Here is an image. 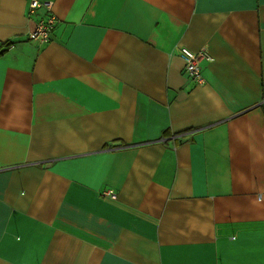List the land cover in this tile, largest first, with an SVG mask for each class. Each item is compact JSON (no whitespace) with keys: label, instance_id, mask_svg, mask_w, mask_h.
<instances>
[{"label":"crops","instance_id":"crops-1","mask_svg":"<svg viewBox=\"0 0 264 264\" xmlns=\"http://www.w3.org/2000/svg\"><path fill=\"white\" fill-rule=\"evenodd\" d=\"M45 1L0 0V264H264V0Z\"/></svg>","mask_w":264,"mask_h":264},{"label":"built area","instance_id":"built-area-1","mask_svg":"<svg viewBox=\"0 0 264 264\" xmlns=\"http://www.w3.org/2000/svg\"><path fill=\"white\" fill-rule=\"evenodd\" d=\"M52 3L45 0H28V11L35 13L37 9L44 7L47 11L46 17L41 20L34 30L28 32V38L36 41L37 43H43L48 40L49 34L53 30L56 24V18L51 14ZM180 57L184 61V72L186 75L198 85L204 83V78L201 73V62L212 61V56L209 54L206 48H202L199 51H192L187 47H181L179 49ZM106 195L114 198L115 193L112 190L104 191ZM260 198V195H259Z\"/></svg>","mask_w":264,"mask_h":264},{"label":"trees","instance_id":"trees-1","mask_svg":"<svg viewBox=\"0 0 264 264\" xmlns=\"http://www.w3.org/2000/svg\"><path fill=\"white\" fill-rule=\"evenodd\" d=\"M10 45V41H4L1 43L0 46V54L4 53L5 50L8 48V46Z\"/></svg>","mask_w":264,"mask_h":264}]
</instances>
